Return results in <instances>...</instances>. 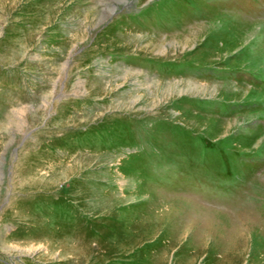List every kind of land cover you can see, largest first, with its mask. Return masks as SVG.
Returning a JSON list of instances; mask_svg holds the SVG:
<instances>
[{
    "label": "rangeland",
    "instance_id": "374dc122",
    "mask_svg": "<svg viewBox=\"0 0 264 264\" xmlns=\"http://www.w3.org/2000/svg\"><path fill=\"white\" fill-rule=\"evenodd\" d=\"M0 264H264V0H0Z\"/></svg>",
    "mask_w": 264,
    "mask_h": 264
}]
</instances>
